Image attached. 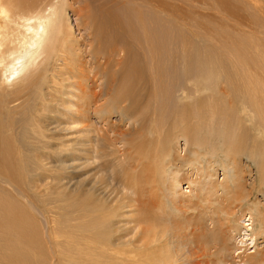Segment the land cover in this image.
Masks as SVG:
<instances>
[{
    "label": "bare ground",
    "instance_id": "6f19581e",
    "mask_svg": "<svg viewBox=\"0 0 264 264\" xmlns=\"http://www.w3.org/2000/svg\"><path fill=\"white\" fill-rule=\"evenodd\" d=\"M69 1L0 0V184L4 188L7 187L11 176L17 174L16 169L19 168V163L22 164L21 161L16 159L13 149H11L9 143L11 139L9 140L8 134L15 138L16 148L19 147L21 151L31 149L32 152L46 150L49 148L48 140H56L58 137L61 138V134H64L65 142L63 141L57 146V149L53 150L55 160L43 158L44 160L38 162L33 158L32 161L27 162L30 163L28 166L23 165V169L28 173H32L29 181L37 174L40 178L46 173L54 176L51 171L60 176L52 177V181L44 185L49 192L46 190L48 192L46 193L47 196L43 198L48 199V202L50 200L51 203L47 201L43 203L47 204L45 207L53 206L50 209L48 208L49 210L42 208L45 209V213L55 215L63 212L61 218L63 216V218L70 217V223L77 222L74 225H65L69 222L65 224L61 222L60 224L56 220V224L53 222L55 226L52 228V232H57L58 237L62 238L64 235L59 234L65 232V229L69 227L73 232H76H72L75 234L73 237L76 240L74 245H79L80 248H72V245L70 248L68 245H64V241L56 242L49 236L47 237L49 245L45 243L49 246L46 248L47 255H45L39 241L38 228L31 223L32 216L29 214L30 212L26 209H18L17 205L15 206L9 200L12 198H8L4 192L0 191V264H48L49 261L52 264H60L58 258L68 260L62 264H264V157L262 156L261 161L252 160L257 169L258 167L261 168V170H258L260 176L257 175V179L253 176L251 166L245 172L241 164H237L235 167L234 181L230 176L232 172L230 173V170L226 168L223 170L222 180L217 181V171H215L213 174H207L204 178L205 181H202V178H199L198 175L203 173L204 167L187 170V174H181L180 179L179 172L182 171V165L190 163L189 160L193 157L197 159L198 155L193 154V157L185 160V156H180L179 147L177 146L179 142L177 145H175V142H169L166 131L162 134L160 132L159 137L161 136V138L156 142L157 139L154 140V137L158 129L152 125L153 123L151 124V121L146 124V117H143L141 112H132L131 114L130 111L123 108L120 112V124H123L124 127L131 122H140L143 124L141 125L142 130H135L136 132L122 130V128L119 131L114 130L112 128L114 127L113 124H110L112 120H109L111 117L109 119L105 118L110 108L105 109V107L98 105L104 100L105 96L104 84L98 85V82L106 77L109 81L112 80L105 74V68L109 65L108 58L102 55L101 38L99 39V36L94 32L93 34L96 37L89 36L90 41L88 40V43H80L76 38L67 14ZM118 19L121 24H125V21L129 23L134 33L143 35L148 32L147 27L151 22V12L148 10L143 12L139 8L130 6L125 9L121 18ZM94 22H96V19ZM87 24L89 25L88 22ZM140 24L145 27H138ZM164 27H166L165 23ZM89 28L87 29L92 34L93 29ZM173 32L175 33L174 30ZM173 32L171 31V34ZM98 33H102L101 30ZM150 34L147 35L150 36ZM130 36L132 35L130 34ZM188 58L183 59L189 61ZM138 62L137 60V67L139 66ZM144 65L143 72L141 70L142 74L146 73V64ZM252 65L254 66L255 63H252ZM133 66L129 68L131 71ZM219 68L221 69V67ZM185 69H182L179 75L177 73L178 79L187 77L190 68L186 67ZM209 71L208 68V74L210 75L211 72L214 77L215 73L212 74V71ZM247 73L243 74L242 71V76L245 78L244 75ZM208 74L207 76L210 79ZM234 74L236 76L238 73L235 72ZM239 74L241 75L240 72ZM204 76L206 77V74ZM207 78L204 80L206 81ZM256 79L253 80L254 82H251L252 80L250 82L255 84ZM214 82L211 81V83ZM260 85L258 82V86ZM262 87L264 88L263 85ZM242 88L241 90L245 87ZM97 89H99V92L96 91ZM217 92L219 91L217 90ZM248 94H251L250 91ZM166 95L168 97V93L165 92ZM259 96L261 97V94ZM247 97H250V95L245 98ZM252 97L253 95L249 99L250 101H253L252 99L258 100L256 97ZM74 98H76V105L71 104ZM256 101L254 102L256 103ZM113 106H115V101L110 107L113 108ZM116 108L118 109V107ZM257 108L259 109V107ZM116 111L119 113L120 110ZM161 111L164 112V108H160L159 114H161ZM243 111L245 112V109ZM92 112L100 115L99 119L104 122V126L97 128L94 122L91 119L89 120V114ZM174 113L179 114L176 111ZM186 113L188 112L184 114ZM243 120H241L242 123ZM183 123L184 121L181 122V124ZM245 123L247 125V122ZM19 124L20 127L18 126L17 129L16 125ZM75 124H81L82 130L78 132L79 135L75 137L69 134L66 135L69 131L68 128ZM250 124L248 123V125ZM8 130L13 131V133H8ZM252 130L255 132L256 127ZM48 131L53 133L52 136L46 134ZM176 131L180 132L181 129L177 128ZM112 134H116L115 137ZM144 134H147L146 137L143 136ZM184 135H188L186 130ZM81 138L83 141L80 140ZM179 138L181 137L179 136ZM192 138H189L188 142L190 146H193V144L196 146L194 143L196 139ZM195 138L198 139L197 136ZM251 141L253 140L251 139ZM118 143L124 144L123 152L117 148ZM255 143L258 145L257 141ZM198 144L200 146V143ZM232 145L228 147L232 148ZM254 149H257L256 146H254ZM194 151H198V149ZM242 151H238V153L241 155ZM245 152L252 155L254 151L247 150ZM188 153L192 154L190 150ZM210 155L205 156L212 159ZM20 158L23 159L22 156ZM202 161L204 160L202 159ZM226 161L227 159H225ZM208 164L210 165V163ZM38 165L40 168H38ZM211 165H214V163ZM169 166L171 167V173L167 171ZM209 172H213V170ZM193 173L198 177L195 180L192 179ZM248 178L252 180L249 186L250 189L246 185ZM184 180L189 187H194L193 191H183L180 188ZM198 180L200 182H197ZM29 181L30 191L33 192L36 187L30 184ZM161 182H163V185H161ZM161 188L164 190L163 193ZM232 188L234 191L230 194V197L226 198L227 194L229 195L230 191L233 190ZM42 190L44 191V189ZM256 192L259 195L261 194L262 199H260V196H255ZM188 193L189 195H186ZM195 199L197 200L195 201ZM65 201H70L71 204L64 205ZM244 201L248 202L247 205H244ZM195 206L201 208V214L207 215L209 213L210 218L204 220L199 217L200 220L196 218V221L185 219L180 227L191 224V227L194 228L201 223L203 224L201 232L214 234L216 230H221L220 233L224 236L217 238L219 241L218 247L209 249L204 248L208 244L207 242H205V245L204 243L199 244L200 237L195 232L190 234V236L197 239L194 248L189 249L187 252L189 246L186 245L187 249L183 251L184 253H181L180 250L175 252L172 250V245H170L171 238L167 236V230L171 227L174 230L178 228V222L174 221L181 219L186 212L192 210L191 208ZM213 206L216 207V210ZM30 211L36 213L33 207H30ZM211 213L221 214L224 218L220 217V221H215ZM82 214L83 216H81ZM206 227L212 229L206 231ZM48 232H51L49 228L46 233L49 234ZM77 232H80L81 235ZM68 233L67 235H70ZM207 236H205V239ZM81 238L85 240L83 245L79 243ZM178 239L179 242H182V246L185 242L182 235L178 236ZM15 247L17 249H14ZM57 253L60 255L58 254V256ZM71 254H74L76 258L72 257Z\"/></svg>",
    "mask_w": 264,
    "mask_h": 264
},
{
    "label": "rangeland",
    "instance_id": "374dc122",
    "mask_svg": "<svg viewBox=\"0 0 264 264\" xmlns=\"http://www.w3.org/2000/svg\"><path fill=\"white\" fill-rule=\"evenodd\" d=\"M130 6L139 8V10H143V12L147 10L151 12V22L147 27L148 32L150 31L151 34L148 32L143 35L136 32L134 33L129 23H126V21L125 24L120 23L118 18H121L122 14L125 12V9ZM67 14L71 21L70 24L74 29L75 36L80 41V43H88L90 41L89 36L96 37L97 35L99 36V39L101 38L100 41L102 42V46L100 47L102 48V55L104 57H107L109 61V65L105 68V74L108 76V78H111L114 81H109L106 77L104 80H101V82H98V85L102 83L104 84L105 91L104 100L98 105L101 107H105V109L110 108V111L105 115V118L109 119L111 117L109 120H112L110 124H113L114 127L112 128H114V130L119 131L121 128L122 130H131L132 132L142 130L141 125L143 124H141L140 122H127L128 124L124 127L123 124H120V112L123 108H126L128 111H130L131 114L132 112H141L143 114V117H146V124L147 122L149 123L151 121V124L153 123L152 125L155 128L157 127L156 129H158V131L154 137V140L157 139L156 142H158V140L161 138V136L159 137L160 132L162 134V132L166 131V134H168L169 142H175V145H177V143L179 142L177 145L179 147V153L180 156H185V160L189 157H193V154L198 155L197 159H194L193 157L191 160H189L190 163H185V165H182V171L179 172L180 179L183 174H187V170L204 167L205 170L203 171V173H199L198 175L199 178H202V181H205L204 178H206L207 174H213L215 171H217V181L222 180L224 175L223 170L225 168L230 170V173L232 172L230 176L234 181V170L237 164L243 165L241 167L245 169V172H247L248 167L251 166L254 178L257 179V175L260 176L258 170H261V168L258 167L257 169L256 164L252 160L261 161L264 157V120H262L264 118V102L262 103V101L264 100V93H261L262 91L264 92V88L262 87V85L264 86V0H70ZM95 19L96 22H94ZM87 22L89 23V25L87 24ZM164 23L166 27H164ZM86 25H88L90 28L88 26L86 27ZM93 25L94 27H92ZM157 25L159 26L157 27ZM141 26L142 25L140 24V26L138 27ZM170 26L171 28H169ZM87 28L93 29L92 34L88 31ZM100 30L102 33H98L100 32ZM173 30L175 31V33L173 32ZM171 31L174 33L175 38L172 35L173 33L171 34ZM93 32L96 35L93 34ZM158 32L159 34L156 35V33ZM130 34L132 36H130ZM147 34H150V36ZM172 38L175 40L174 42ZM95 45L97 47L96 43ZM84 51L85 49L83 50V52ZM83 57L85 59L84 55ZM187 57H189V61L187 59H183ZM136 59L139 61L138 67ZM186 62H189L190 64ZM259 62L260 64H258ZM252 63H255V65L253 66ZM144 64H146V73L142 74L145 67ZM229 64L234 67L230 66ZM130 66H133L132 71L129 69L132 68ZM186 67L190 68L187 73V77H180L178 79L179 72ZM219 67H221V69ZM208 68L210 71H212V74L215 73L214 77L211 75L210 71V75L208 74ZM242 71L243 74L248 72L251 75L249 76V74L247 73L248 77L246 79L247 74L244 75V78L242 76ZM235 72L238 73L236 74V76L234 74ZM239 72L241 73V75L239 74ZM205 74L206 77L204 76ZM207 74L210 76V79ZM203 76L205 78L208 77L206 81L204 80L205 78L203 79ZM228 76L230 79L227 78ZM251 76L253 77L251 78ZM249 77L250 79L248 80ZM254 78L256 79V85L254 83H251L254 82ZM211 81H213L214 83H211ZM237 81L239 82V84ZM244 82H247L246 85ZM258 82L259 85L261 83L262 85L258 86ZM240 84H242L245 88L243 87V89L242 85L239 86ZM210 87L215 88L211 89ZM241 88L243 90H241ZM98 90L99 89H97L96 91ZM217 90L220 93L217 92ZM238 90L240 91L238 92ZM249 91L251 94L247 95ZM251 91L255 92L256 94ZM165 92L168 93V97L167 95L165 96ZM212 94L214 97L212 96ZM244 94L246 96L250 95V97L245 98L246 96ZM260 94L261 97L259 96ZM252 95V98L256 97V99L258 100L256 101L255 99H252L253 101H250L249 99ZM236 97H238L240 100ZM114 101L115 106H113V108H115L116 110L119 109V113L110 107L112 106V103ZM254 101H256V103ZM71 104H77L76 98H74ZM259 104L261 105V107ZM242 106L244 107L245 112L243 111L244 109ZM255 106L259 107V109H256ZM116 107H118V109ZM160 108H164V112L161 111V114H159ZM174 111L178 112L179 114L174 113ZM185 112L188 113L184 114ZM248 112H250L249 115H247ZM165 113L166 115H164ZM242 115L247 116H245L244 118V116ZM99 118L100 115L94 114V112L89 114V120L91 119L94 122V125L97 126V128H99L100 126H104V122H101ZM180 118L182 119V121H184L183 124H181L182 121ZM241 118H243L244 120ZM241 120H243V123L241 122ZM245 122H247V125ZM248 123L250 125H248ZM18 126L20 127V124L16 125L17 129ZM80 127L81 124H75L71 126V128H68L69 131L66 135L69 134L72 135V137L79 135L78 132L82 130V127ZM255 127L257 132L256 130L255 132H253L252 130L255 129ZM177 128H180L181 131H176ZM185 130L188 132V135H184ZM189 131L192 132V134H190ZM8 133H13V131L10 132L8 130ZM46 134L52 136L53 133L48 131L46 132ZM8 135L9 140L11 139L9 141L11 149H13L12 151L16 156L14 154L13 155L17 160L21 161L22 164L19 163V168L16 169L17 174L11 176V178L8 180L9 184L7 187L4 188L0 184V191H2V193L4 192V194L8 198H12L9 200L15 206L17 205L16 207L18 209H26L30 212L29 214L32 216V218L30 217L31 223L36 228H38L39 241L43 250L42 252L45 255H47L46 248L49 247V239L47 238L49 236L53 238V241H64V245H68L70 248L71 245L72 248H80L79 245H74V243H76V240L73 237L75 236V234L73 233L76 232H73V230H71L69 227L65 229V232H61L59 234L64 235L62 236V238L58 237L57 232H52V228L55 226L56 220L60 224L61 222L65 224L71 220L70 217L68 216L69 218H63V216L61 218L63 212L55 215L53 213H45V209H43H50V207L53 206L49 205V207H45L47 206V204L45 205L44 203L46 201L48 202V199L46 200V198L43 197L47 196L46 193H48L49 190L46 186L44 187V185L50 183L52 181V177L60 176L55 175V173L51 171L54 176L52 174L50 175L49 173H46L42 175V179V177L40 178V176H38L37 174L36 177L31 178L29 181L32 173H28L23 169V165L28 166L30 163L28 164L27 162L32 161L33 158L38 162L46 158L55 160L56 158L53 156V150L57 149V146L63 143V141L65 142L63 138L64 134H61V138L58 137L56 140H48L47 142L49 148H47L46 150H39L36 152H32L31 149L21 151L19 147L16 148L15 138L10 134ZM115 135L112 134L113 137H115ZM146 135L147 134H144L143 136L146 137ZM179 136L181 138H179ZM196 136L198 137V139L200 138L199 141L197 138H195ZM189 138H192L194 140L196 139L194 142L196 146L194 144L193 146H190V143L188 142ZM251 139L253 141H251ZM80 140L83 141L82 138ZM255 141L258 142V145L255 143ZM198 143H200V146ZM123 145L124 144L122 143L117 144V148H119L121 152H123L124 150L122 149ZM230 145H232V148L228 147ZM177 146L174 147L178 148ZM245 146H247L248 148ZM254 146H256L257 149H254ZM197 149L201 153L198 151H194ZM189 150L192 152L191 155L190 153H188ZM247 150H253L254 152L252 155H250L245 152ZM257 150H259L260 152ZM238 151H242L243 154L241 153L240 155ZM208 154H211L210 156L212 159H210L209 157L210 161H208ZM228 154L230 158H228ZM20 156H22L23 159H21ZM224 157L225 159H227V163L225 162ZM202 159L204 161H202ZM228 159L231 161H229ZM46 162L45 164H47ZM208 163H210V165L214 163V165L210 166ZM38 168H40L39 165ZM167 169H169L167 170L168 173H171V167L169 166ZM231 169L233 170L231 171ZM211 170H213V172H209ZM196 176L197 175L193 173L192 179L195 180L196 178H198ZM184 178L185 177L183 176V179ZM247 180L248 181L246 182V185L248 186V189H250L249 186L252 180H250L249 178ZM28 181L30 184L36 187L33 189V192L30 191ZM172 181L173 179L171 180V182ZM197 182L200 181L198 180ZM162 183L163 182H161V185H163ZM181 185L182 186H180V188H182L183 191L194 190V187H189L185 180ZM188 187L189 189H187ZM42 189H44V191ZM233 191L234 189L230 191L229 195L227 194L226 198L230 197V194ZM161 192H164L163 188H161ZM7 193L9 195L11 194V197ZM186 195H189V193ZM255 196H260V199H262L261 194L259 195L258 192L255 193ZM254 199L255 197L253 198V200ZM196 200L197 199H195V201ZM53 201L55 202V199ZM67 201H65L64 205L71 204L70 201ZM48 203H51V201L49 200ZM247 203V201H244V205H247ZM30 207L35 208L36 213L31 212L32 210L30 211ZM191 209L192 210L186 212L181 219H179L178 221H174L176 223L178 222V228L174 230V228L171 227L167 230V236H170L169 238H171L170 245H172V250L175 252L176 250H180L181 253H184L183 251H185L188 246L189 247L187 249V252L189 251V249L191 250L192 248H194V245H196L197 243V239H195V237L193 236H190V234H194L195 232V234H198V236L200 237L199 244L204 243L205 245V242L208 243L205 245V247L203 245L204 248L210 249L218 247L219 241L217 238L224 236L220 233L221 230H216L214 234H211L209 232L203 233L201 232L203 230V224L201 223L194 228L191 227V224H187L188 226L186 227L183 225V228L180 227V225L184 223L185 219L196 221V218L199 219V217L204 220L205 218H210L209 213H207V215L201 214V208L199 206H195ZM214 209L216 210V207H214ZM81 216H83V214ZM211 216L215 221H220V217L224 218V216H221V214L216 213H211ZM53 222H55V224ZM171 222L173 223V221ZM76 223L77 222L73 221L65 225H74ZM48 228L51 231L48 232L49 234L46 233ZM210 229L212 228L206 227V231ZM67 233L70 235H67ZM77 234L81 235L80 232H77ZM174 234H176L177 236ZM181 235L185 241V245L183 244L184 246H181L182 242H179L178 239V236ZM206 235L208 236L205 239ZM68 236L71 237L69 238ZM84 241L85 240L81 238V241L79 242L80 245H83ZM45 243H47L48 245H46ZM14 249L17 248L15 247ZM58 254L59 253H57V255ZM73 256L74 254L72 255V257ZM58 260L61 262L60 264L68 261L66 260V258H63V260L61 258H58ZM48 264H52V262L49 261Z\"/></svg>",
    "mask_w": 264,
    "mask_h": 264
}]
</instances>
